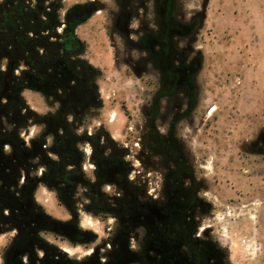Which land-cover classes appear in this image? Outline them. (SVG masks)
Returning <instances> with one entry per match:
<instances>
[{
    "label": "flooded vegetation",
    "instance_id": "af4514ba",
    "mask_svg": "<svg viewBox=\"0 0 264 264\" xmlns=\"http://www.w3.org/2000/svg\"><path fill=\"white\" fill-rule=\"evenodd\" d=\"M182 2L0 0V264H229L183 132L205 109ZM100 11L141 89L118 133L82 30Z\"/></svg>",
    "mask_w": 264,
    "mask_h": 264
},
{
    "label": "rangeland",
    "instance_id": "374dc122",
    "mask_svg": "<svg viewBox=\"0 0 264 264\" xmlns=\"http://www.w3.org/2000/svg\"><path fill=\"white\" fill-rule=\"evenodd\" d=\"M181 11L186 19L199 15L188 44L202 56L198 88L205 114L183 132L191 136L192 156L204 165L212 200L203 226L229 264H264V0H183ZM104 13H95L82 30L88 59L101 69L108 126L118 133L137 122L141 89L118 62L116 37L103 33ZM27 98L42 107L37 95ZM89 221L82 217L83 224Z\"/></svg>",
    "mask_w": 264,
    "mask_h": 264
}]
</instances>
